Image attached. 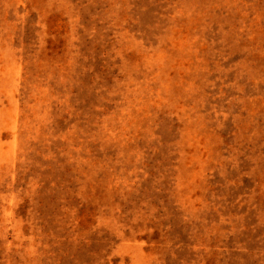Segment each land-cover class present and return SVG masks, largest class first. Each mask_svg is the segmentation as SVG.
I'll return each mask as SVG.
<instances>
[{"label": "rangeland", "instance_id": "rangeland-1", "mask_svg": "<svg viewBox=\"0 0 264 264\" xmlns=\"http://www.w3.org/2000/svg\"><path fill=\"white\" fill-rule=\"evenodd\" d=\"M0 264H264V0H0Z\"/></svg>", "mask_w": 264, "mask_h": 264}]
</instances>
